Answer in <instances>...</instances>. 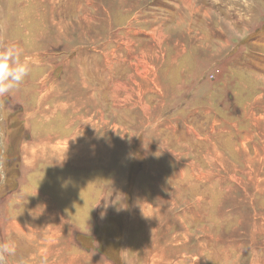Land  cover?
<instances>
[{
    "label": "rangeland",
    "instance_id": "374dc122",
    "mask_svg": "<svg viewBox=\"0 0 264 264\" xmlns=\"http://www.w3.org/2000/svg\"><path fill=\"white\" fill-rule=\"evenodd\" d=\"M10 45L7 264H264V0H0Z\"/></svg>",
    "mask_w": 264,
    "mask_h": 264
},
{
    "label": "clouds",
    "instance_id": "9594fccd",
    "mask_svg": "<svg viewBox=\"0 0 264 264\" xmlns=\"http://www.w3.org/2000/svg\"><path fill=\"white\" fill-rule=\"evenodd\" d=\"M22 50L10 45L0 50V96H4L23 83L30 73V65L21 59ZM16 253L14 241L0 242V264H7L8 257Z\"/></svg>",
    "mask_w": 264,
    "mask_h": 264
},
{
    "label": "crops",
    "instance_id": "0c3cea01",
    "mask_svg": "<svg viewBox=\"0 0 264 264\" xmlns=\"http://www.w3.org/2000/svg\"><path fill=\"white\" fill-rule=\"evenodd\" d=\"M113 227H122V224L121 223H116V225L113 226ZM110 235H112V233H110ZM73 252H75V251H73ZM72 256H73L72 258L75 259V254L72 253ZM121 257H122L123 263L126 264L125 254L122 253ZM69 264H74V263H69Z\"/></svg>",
    "mask_w": 264,
    "mask_h": 264
},
{
    "label": "trees",
    "instance_id": "16d2710c",
    "mask_svg": "<svg viewBox=\"0 0 264 264\" xmlns=\"http://www.w3.org/2000/svg\"><path fill=\"white\" fill-rule=\"evenodd\" d=\"M19 172V171H18Z\"/></svg>",
    "mask_w": 264,
    "mask_h": 264
}]
</instances>
